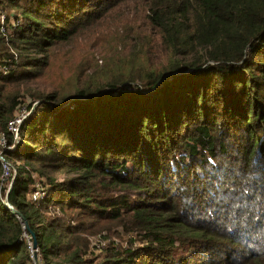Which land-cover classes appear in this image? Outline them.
<instances>
[{
    "label": "trees",
    "instance_id": "trees-1",
    "mask_svg": "<svg viewBox=\"0 0 264 264\" xmlns=\"http://www.w3.org/2000/svg\"><path fill=\"white\" fill-rule=\"evenodd\" d=\"M127 1L0 0V264H34L11 181L39 264H264V0H130L137 53L9 128L13 85Z\"/></svg>",
    "mask_w": 264,
    "mask_h": 264
},
{
    "label": "rangeland",
    "instance_id": "rangeland-1",
    "mask_svg": "<svg viewBox=\"0 0 264 264\" xmlns=\"http://www.w3.org/2000/svg\"><path fill=\"white\" fill-rule=\"evenodd\" d=\"M141 6L139 2L129 0L111 9L105 19L91 24L68 41L53 46L49 51V65L38 78L13 85L26 94L21 110L33 101L32 95L28 93H54L62 98L92 83L94 78L105 77L108 71L123 66V60L137 53L138 46L134 38L138 32L144 33L146 27L145 12ZM3 19L4 13L0 15L1 23ZM156 40H152V45ZM155 52L156 49L152 48L150 57ZM21 110L19 113H25V110ZM57 176L60 179L64 177L62 174ZM3 179L8 183L9 173L5 172ZM114 231H119L121 237L110 235ZM110 234L105 232L107 239H104V243L112 240L125 244L127 236L122 234L120 227H114ZM92 240L96 242L97 238L92 237Z\"/></svg>",
    "mask_w": 264,
    "mask_h": 264
},
{
    "label": "water",
    "instance_id": "water-1",
    "mask_svg": "<svg viewBox=\"0 0 264 264\" xmlns=\"http://www.w3.org/2000/svg\"><path fill=\"white\" fill-rule=\"evenodd\" d=\"M0 159L4 161L5 164H8L9 166H12L10 163H8L6 160H4V158L0 155ZM13 170H14V175H15V172H16V169L15 167H12ZM14 178V176H13ZM12 178V180H13ZM11 185H12V181L10 182L9 186H8V189H7V192H6V195H5V200H4V203L6 205V207L8 209H10L22 222L24 228L30 233V237L32 239V242H31V253H32V259H33V262L34 264H39V260H38V254H37V251H38V248H37V241H36V238H35V234L34 232L30 229L29 225H28V222L27 220L24 218V216L22 215V213L18 210H16L11 204L10 202L8 201V193L11 189Z\"/></svg>",
    "mask_w": 264,
    "mask_h": 264
},
{
    "label": "built area",
    "instance_id": "built-area-1",
    "mask_svg": "<svg viewBox=\"0 0 264 264\" xmlns=\"http://www.w3.org/2000/svg\"><path fill=\"white\" fill-rule=\"evenodd\" d=\"M3 17V16H2ZM4 71H8V66L4 65L2 66ZM26 113H21L17 118L13 119L12 121L9 122V128L11 129L12 132L16 133V138H17V131H18V124L23 120V118L26 116ZM1 144L4 145L5 142L2 139ZM9 166V165H8ZM7 168L6 165L4 166V169ZM8 169V168H7ZM6 172V171H5ZM4 172V173H5ZM45 196V192L41 189L38 188L35 191L32 192L31 194V199L33 201L39 200ZM104 244V242H102Z\"/></svg>",
    "mask_w": 264,
    "mask_h": 264
},
{
    "label": "bare ground",
    "instance_id": "bare-ground-1",
    "mask_svg": "<svg viewBox=\"0 0 264 264\" xmlns=\"http://www.w3.org/2000/svg\"><path fill=\"white\" fill-rule=\"evenodd\" d=\"M5 165H6V167H7L8 164H5ZM5 171L8 173V169H7V168H5Z\"/></svg>",
    "mask_w": 264,
    "mask_h": 264
}]
</instances>
